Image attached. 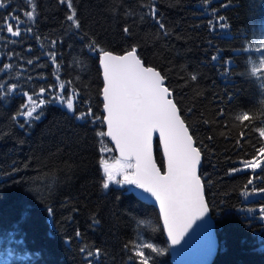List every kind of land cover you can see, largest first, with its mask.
Instances as JSON below:
<instances>
[{
	"label": "trees",
	"instance_id": "obj_1",
	"mask_svg": "<svg viewBox=\"0 0 264 264\" xmlns=\"http://www.w3.org/2000/svg\"><path fill=\"white\" fill-rule=\"evenodd\" d=\"M32 3L36 15L28 20ZM71 3L0 4L2 22L18 17L21 33L0 29V264H139L132 244L141 240L162 249L150 253L152 264H174L158 209L137 197L134 185L101 186V157L118 153L99 135L107 127L98 49L124 54L133 46L167 79L202 153L200 176L219 238L213 264H264V193H252L264 188V167L244 168L260 146L253 129L264 127V75H250L249 60L260 52L243 51L260 43L264 0ZM73 10L79 27L67 19ZM218 16L228 28L218 27ZM41 88L40 118L25 123L23 93ZM61 94L71 96L74 113ZM89 108L91 115L76 118ZM245 111L253 119L242 123L236 116ZM158 160L164 168L160 145ZM96 249L99 257L87 255Z\"/></svg>",
	"mask_w": 264,
	"mask_h": 264
},
{
	"label": "snow or ice",
	"instance_id": "obj_2",
	"mask_svg": "<svg viewBox=\"0 0 264 264\" xmlns=\"http://www.w3.org/2000/svg\"><path fill=\"white\" fill-rule=\"evenodd\" d=\"M62 2H66L68 7L72 8L71 0H62ZM203 2L210 4V0H203ZM212 11L215 15L217 10L212 9ZM24 14L28 20H34L35 4L32 3L31 10ZM152 15L155 16L154 7ZM215 18L220 29L228 28L226 23H220L225 20L223 16ZM3 19L5 18H0V29L6 27L7 32L13 36L21 34L18 17L11 16L6 24L2 22ZM67 19L79 27L75 10L68 15ZM209 26L213 29L216 27L212 20H209ZM160 27L163 28V24H160ZM128 31V28H124L125 33ZM249 50L261 53L258 65L249 60L252 64L250 75H264V33L260 34L259 47L253 48L250 45L249 49L243 51ZM98 51L100 64L103 67L102 93L103 107L106 112L103 120L107 124V131L99 135L110 137L115 149L119 152L118 156L110 158L111 163L103 156L101 157L99 161L103 172L101 186L103 189H109L111 184L134 185L143 190V193L154 197L159 203L167 236L173 245H178L193 223L203 220L209 212L201 177L197 171L201 160L200 149L195 146L193 136L181 118L177 104L170 98L172 92L165 86V77L155 68L144 65L137 55L135 46L123 55H114L111 51L103 49H98ZM212 59L215 60L217 57L213 56ZM10 67L11 65H3L4 69ZM192 79L196 77L193 76ZM261 87L264 88V82L261 83ZM16 88L17 85H11L9 92ZM59 88L63 92L65 84L61 82ZM44 92L45 89L41 88L39 93L33 95L23 93L26 102L21 106L20 115L25 123L40 118L37 110L42 109L46 103L42 98ZM59 101L66 104L67 110L75 112L71 96L65 101V97L61 94ZM86 115H91L90 108L87 113H80L76 118L84 119ZM236 119L243 123L251 121L253 117L245 111L242 115H237ZM253 130L258 133L260 146L256 149V154L252 159L244 161V168L255 172L256 169L264 167L261 163L264 161V127ZM156 132L159 133V140L166 158V171L163 173L153 159L152 142L153 134ZM240 136L244 138L245 133L242 131ZM237 143L239 144V141ZM101 151L110 152L111 149L103 148ZM231 171L237 172L239 169L233 168ZM247 184L252 185L253 179H249ZM256 192L264 193V188H253L252 193ZM260 215L264 218V206L260 208ZM139 223L147 222L140 221ZM132 249L139 264H152L150 253L162 252V249L155 247L153 243L143 242V240L133 242ZM81 251L84 250L81 249ZM209 251H211V246H209ZM87 255L99 257L100 250L96 249L95 253L88 252Z\"/></svg>",
	"mask_w": 264,
	"mask_h": 264
},
{
	"label": "water",
	"instance_id": "obj_3",
	"mask_svg": "<svg viewBox=\"0 0 264 264\" xmlns=\"http://www.w3.org/2000/svg\"><path fill=\"white\" fill-rule=\"evenodd\" d=\"M112 53L114 55H123V54H117L114 52H112ZM142 61L146 67H153V66L146 65L144 60H142ZM99 65H100V68L102 71V79H103V67L100 64V62H99ZM153 68H155V67H153ZM155 69L161 73L160 70H158L157 68H155ZM164 83H165V86L168 87L166 78H165ZM170 91L172 92V96L170 98L173 99L174 102L176 103V100L174 98V92L171 89H170ZM101 98L103 100V93L101 95ZM177 108L179 109V114H180L181 118L184 120L185 125L188 127L184 117L182 116V112H181L178 104H177ZM103 113L106 115L104 107H103ZM106 127H107V124H106ZM189 132L192 135L190 129H189ZM108 138L115 148L114 142L111 141L110 137H108ZM193 140L195 142V146L197 148H199L196 144L194 137H193ZM158 145H160L162 157L164 160V168L161 167L159 160H158ZM152 151H153V159L156 163V166L163 173L164 171H166V158H165L164 153H163V148H162V145H161L160 140H159V133L158 132L153 134ZM116 152L119 155V152L117 150H116ZM201 164H202V153H201V160H200V163H199L198 168H197L199 176H200ZM201 182L203 185L204 197H205V200L208 204V201H207V198L205 195V188H204L202 178H201ZM134 193L141 200H143L149 204L154 205L160 213L159 203L155 201L154 197H150V194L143 193V190L138 189V188H135ZM160 216H161V214H160ZM161 220L163 223L162 216H161ZM165 234H166V238L168 239V241L170 243L171 258H172V261L174 262V264H213L217 254H218L219 238H218V235L216 232V223H215V220L211 214L210 207H209V212L206 214V216L203 218V220H197L195 223H193L192 227L188 230V232L185 234L183 239H181L180 244L173 245L171 243V240L167 236L166 230H165ZM209 246H211V251H209Z\"/></svg>",
	"mask_w": 264,
	"mask_h": 264
},
{
	"label": "rangeland",
	"instance_id": "obj_4",
	"mask_svg": "<svg viewBox=\"0 0 264 264\" xmlns=\"http://www.w3.org/2000/svg\"><path fill=\"white\" fill-rule=\"evenodd\" d=\"M257 45V47H259V44H256ZM256 47V48H257ZM260 55H261V53H260ZM260 55H259V57H260ZM258 61H259V58H258V60H256L255 62L257 63V65H258ZM107 160H109V162L111 163L112 162V160L111 159H109V158H107ZM119 178V177H118ZM112 185H116V184H111L110 186H112ZM120 186H122V185H120Z\"/></svg>",
	"mask_w": 264,
	"mask_h": 264
}]
</instances>
